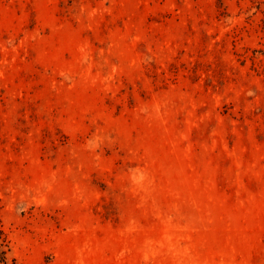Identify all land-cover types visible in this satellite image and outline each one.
Segmentation results:
<instances>
[{"label": "rangeland", "instance_id": "rangeland-1", "mask_svg": "<svg viewBox=\"0 0 264 264\" xmlns=\"http://www.w3.org/2000/svg\"><path fill=\"white\" fill-rule=\"evenodd\" d=\"M0 224L19 264H264V0H0Z\"/></svg>", "mask_w": 264, "mask_h": 264}, {"label": "trees", "instance_id": "trees-1", "mask_svg": "<svg viewBox=\"0 0 264 264\" xmlns=\"http://www.w3.org/2000/svg\"><path fill=\"white\" fill-rule=\"evenodd\" d=\"M262 2L259 1V4ZM0 264H19L17 259L11 253L8 234L0 224Z\"/></svg>", "mask_w": 264, "mask_h": 264}]
</instances>
